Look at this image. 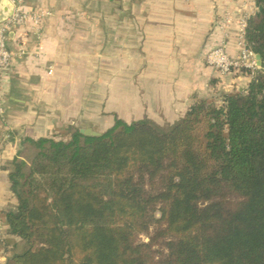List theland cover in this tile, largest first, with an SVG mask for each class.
<instances>
[{"label": "trees", "instance_id": "obj_1", "mask_svg": "<svg viewBox=\"0 0 264 264\" xmlns=\"http://www.w3.org/2000/svg\"><path fill=\"white\" fill-rule=\"evenodd\" d=\"M256 2L246 37L262 66L223 106L196 101L169 127L116 117L100 135L70 126L67 138L23 140L9 175L17 206L7 213L23 247L7 264H264V0Z\"/></svg>", "mask_w": 264, "mask_h": 264}, {"label": "crops", "instance_id": "obj_2", "mask_svg": "<svg viewBox=\"0 0 264 264\" xmlns=\"http://www.w3.org/2000/svg\"><path fill=\"white\" fill-rule=\"evenodd\" d=\"M16 1L43 18L9 32L13 55L0 102V264L23 247L7 220L17 206L11 162L23 140L66 138L70 125L104 132L116 117L169 127L196 101L245 90L248 74L223 76L206 54L225 45L236 55L240 15L258 6L256 0Z\"/></svg>", "mask_w": 264, "mask_h": 264}, {"label": "built area", "instance_id": "obj_3", "mask_svg": "<svg viewBox=\"0 0 264 264\" xmlns=\"http://www.w3.org/2000/svg\"><path fill=\"white\" fill-rule=\"evenodd\" d=\"M15 9L13 14L0 22V102L3 100V78L5 71L11 64L13 52L9 48V32L15 27L27 20H33L38 24L43 14L38 12L27 13L17 6L18 2L13 1ZM21 3V0L20 2ZM247 18L241 20V28L238 33L237 46L238 53L232 55L228 52L225 45L211 48L206 54V62L209 66L217 70L221 75L238 73L246 71L248 75L254 76L261 68L256 58L257 53L250 46L246 37Z\"/></svg>", "mask_w": 264, "mask_h": 264}, {"label": "rangeland", "instance_id": "obj_4", "mask_svg": "<svg viewBox=\"0 0 264 264\" xmlns=\"http://www.w3.org/2000/svg\"><path fill=\"white\" fill-rule=\"evenodd\" d=\"M22 2V1H21ZM23 4H24V2H23ZM23 4H17V6H19L20 8H21V10L22 11H24V12H27V13H31V12H37V11H27V10H24L22 7H23ZM258 6H256V7H254L253 8V12L252 13H242L241 15H240V19H239V31H240V28H241V26H242V24H241V20L242 19H244V18H247L248 20H249V18L251 17V16H254L255 14H256V12H257V10L259 9V7L257 8ZM38 13H40V14H43L42 12H38ZM43 18V17H42ZM41 18V19H42ZM247 20V21H248ZM29 21H31L30 19L29 20H27V21H25L24 23H27V22H29ZM32 23H33V20H32ZM32 23H30V24H32ZM21 24H23V23H21ZM34 24V23H33ZM34 25H39V23L38 24H34ZM247 26H248V23H247ZM246 29H247V27H246ZM250 46H251V44H250ZM252 47V46H251ZM258 71V70H257ZM241 73H245V74H247V72L246 71H243V72H238V73H232V75L233 74H237V75H240ZM228 75V74H227ZM223 76H226V75H223ZM250 76V75H249ZM251 77V79H252V77L253 76H250ZM247 87H248V85H247ZM246 87V88H247ZM233 93H236V92H233ZM224 94H226V92L224 93ZM224 94H222V95H219L217 98L218 99H215V98H211L212 100H213V102L218 106V107H221V106H223V104H224V99H223V95ZM218 103V104H217ZM70 126H72V127H76V126H74V125H70ZM69 126V127H70ZM77 128H79V127H77ZM68 136L70 135V132H69V128H68V134H67ZM56 138H60V137H57V135H54ZM62 138V137H61ZM67 138V137H66ZM155 228H156V224L155 223H153L152 224V227H151V229H150V232H153L154 230H155ZM138 240L139 241H141V242H148L149 241V234H141L140 236H139V238H138ZM155 248H157V249H160V250H165V247L163 246V245H157V246H155ZM158 255V254H157Z\"/></svg>", "mask_w": 264, "mask_h": 264}, {"label": "water", "instance_id": "obj_5", "mask_svg": "<svg viewBox=\"0 0 264 264\" xmlns=\"http://www.w3.org/2000/svg\"><path fill=\"white\" fill-rule=\"evenodd\" d=\"M14 9L15 4L12 0H0V22L5 18L10 17L13 14ZM259 9H262V7H259ZM256 58L258 60V65L262 66V57L259 53H257ZM80 130L87 135H100L102 133L92 128H82Z\"/></svg>", "mask_w": 264, "mask_h": 264}]
</instances>
